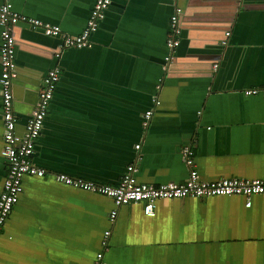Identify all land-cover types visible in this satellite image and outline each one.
<instances>
[{"label": "crops", "instance_id": "1", "mask_svg": "<svg viewBox=\"0 0 264 264\" xmlns=\"http://www.w3.org/2000/svg\"><path fill=\"white\" fill-rule=\"evenodd\" d=\"M11 2L16 12L75 36L96 0ZM179 3L186 10L172 73L164 58L173 0H112L90 46L59 56L53 52L61 37L16 25L19 133L47 71L62 68L36 144L38 167L116 185L139 155V182H184L189 171L181 148L191 144L203 180L264 179V97L242 92L264 85V0ZM197 54H218L214 72ZM157 94L161 104L145 126ZM1 103L0 88V192L7 174ZM23 184L1 239L0 264H93L107 230L105 264H264V195L253 197L251 207L244 197L161 200L149 217L141 204L117 209L108 197L51 178L26 177Z\"/></svg>", "mask_w": 264, "mask_h": 264}, {"label": "built area", "instance_id": "2", "mask_svg": "<svg viewBox=\"0 0 264 264\" xmlns=\"http://www.w3.org/2000/svg\"><path fill=\"white\" fill-rule=\"evenodd\" d=\"M111 4L112 0H96L83 32L71 36L65 34L59 25L43 22L16 12L11 0L0 2V88L4 124L2 155L7 165V174L0 192V245L7 221L23 194V183L26 177L51 178L68 187L108 197L114 201L117 209L130 204H141L144 207V213L149 217L155 215L157 202L161 200L244 197L246 206L251 207L253 197L264 195V179L237 177L221 178L214 181L201 179L196 166V149L191 144H186L181 148L182 159L189 171L188 178L184 182L171 181L161 184L139 182L136 176L139 155L136 162L128 165L121 180L116 185H101L79 178H72L63 173L51 174L34 163L36 144L43 131L49 107L60 82L62 68L59 64H56L47 71L42 80L39 98L34 110L24 126L23 133H19V118L14 109L13 93V80L17 77L14 28L19 23H25L33 29H40L48 37H61L60 51L69 48L82 49L90 46V37L98 30ZM173 5V13L170 17L166 39L167 55L164 58L166 73L170 72V64L181 44L183 9L179 5V0H173ZM229 35L230 33H227V36ZM59 53H57V56H59ZM242 92L245 96L264 97V85L245 89ZM160 104L161 100L157 94L153 99V108L144 114L143 124L145 126L149 125L155 109ZM140 149L141 145H136V150L139 151ZM117 209H114L110 214L109 219L111 222H115L118 218ZM111 234L110 230L104 232L103 250L96 255L93 264H105L104 248L108 246Z\"/></svg>", "mask_w": 264, "mask_h": 264}, {"label": "water", "instance_id": "3", "mask_svg": "<svg viewBox=\"0 0 264 264\" xmlns=\"http://www.w3.org/2000/svg\"><path fill=\"white\" fill-rule=\"evenodd\" d=\"M179 5L182 7V9H183V14H182V16H181V19H183V16H184V13H185V6H183V4H181V3H179ZM234 15H235V13H234ZM233 15V16H234ZM234 18V17H233ZM232 19V18H231ZM230 19V20H231ZM233 21V19L231 20V21H226L227 23H228V25L229 24H231V22ZM183 22V20L181 21V23ZM182 25V24H181ZM197 27H204V25H201L200 23H197V25H196ZM183 28V27H182ZM205 28V27H204ZM227 30H229V29H227ZM225 31V33H224V37H223V39L221 40V42H220V45H218V44H215V46L217 47V50L218 51H220V49L221 48H223L224 46H225V44L227 43V37H226V35H227V32H229V31ZM15 36V35H14ZM16 38V37H15ZM221 48H220V47ZM26 48V47H25ZM44 48H46V47H44ZM60 52V49L59 50H56V51H54L53 52V54H55V53H59ZM50 56H52L53 57V55H50ZM194 57L195 58H200L201 59V61H204V62H206V64H209V67H210V73H212V72H214V69H213V66H214V64H215V66L217 65V63H218V60H219V57H218V54H216V55H213V54H204V55H199V54H197L196 56L194 55ZM175 60V58H173V60H172V62H171V64H170V67H169V70H170V72L172 73V70L174 69V63H176V60ZM208 67V68H209ZM17 71V70H16ZM170 73V74H171ZM18 76V75H17ZM17 78V77H16ZM15 78V79H16ZM13 80V85H14V83H15V81L16 80ZM39 90H40V86L38 87V93H37V97H36V101H35V105H36V103H37V101H38V98H39Z\"/></svg>", "mask_w": 264, "mask_h": 264}]
</instances>
